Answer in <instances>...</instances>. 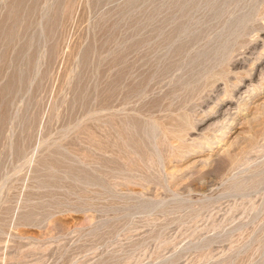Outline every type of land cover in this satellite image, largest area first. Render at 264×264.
Masks as SVG:
<instances>
[{
    "label": "rangeland",
    "instance_id": "obj_1",
    "mask_svg": "<svg viewBox=\"0 0 264 264\" xmlns=\"http://www.w3.org/2000/svg\"><path fill=\"white\" fill-rule=\"evenodd\" d=\"M0 264H264V0H0Z\"/></svg>",
    "mask_w": 264,
    "mask_h": 264
},
{
    "label": "bare ground",
    "instance_id": "obj_2",
    "mask_svg": "<svg viewBox=\"0 0 264 264\" xmlns=\"http://www.w3.org/2000/svg\"><path fill=\"white\" fill-rule=\"evenodd\" d=\"M185 59V58H184ZM254 72V71H253ZM251 77V76H250ZM231 86V85H230ZM247 87V86H246ZM240 97V96H239ZM216 102V101H215ZM208 109V108H207ZM222 141V140H221ZM224 142V141H223ZM231 143V142H230ZM219 148V147H218ZM227 150V149H226Z\"/></svg>",
    "mask_w": 264,
    "mask_h": 264
}]
</instances>
